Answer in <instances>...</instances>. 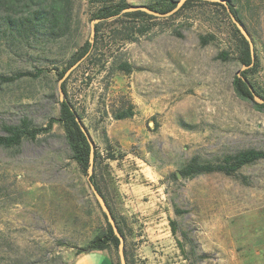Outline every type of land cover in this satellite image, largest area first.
<instances>
[{"label": "rangeland", "instance_id": "rangeland-1", "mask_svg": "<svg viewBox=\"0 0 264 264\" xmlns=\"http://www.w3.org/2000/svg\"><path fill=\"white\" fill-rule=\"evenodd\" d=\"M72 1L68 35L0 36V75L25 73L0 81V135L54 120L35 140L0 146V264H72L108 229L56 120L57 73L90 38L99 8ZM113 1L162 9L177 0ZM229 3L255 45L245 77L264 97V0ZM98 29L65 98L92 139V182L126 234L128 263L264 264V158L231 174H180L192 160L264 150V110L234 88L244 45L228 12L192 0L171 16L110 18ZM106 251L120 264L117 245Z\"/></svg>", "mask_w": 264, "mask_h": 264}, {"label": "trees", "instance_id": "trees-1", "mask_svg": "<svg viewBox=\"0 0 264 264\" xmlns=\"http://www.w3.org/2000/svg\"><path fill=\"white\" fill-rule=\"evenodd\" d=\"M191 1L192 0H186L183 6L176 13L185 9ZM96 2L99 3V8L97 9V12L93 14V19H100L99 22L110 18H113L114 20H116V22H118L121 20V17H126L129 15L155 17L143 11H133L120 14V11L130 4L115 2L113 0H96ZM72 3V0H0V36L15 38L18 42H22L23 40L28 38L29 35L36 36V34L39 32L51 35L50 37L58 35H68L70 33L69 22L72 13ZM175 3L176 2L171 1L165 6V8L162 9H157L151 5L148 6L153 10L166 12L172 9L175 6ZM208 3L221 6L225 11H227L226 8L220 3ZM229 8L230 11L241 21L239 10L235 8L231 3H229ZM79 23L80 18L78 17L77 25H79ZM98 23L95 24V35L93 43H91L89 39L85 41V43L79 48L76 56H72L68 60L67 65L57 73L58 79L61 78L66 69L79 58L84 56L86 53H88V56H90V51L97 45L99 30ZM234 27L241 36V40L244 45V50L243 53L239 56V61L241 65H249L252 62V58L248 43L235 25ZM124 39L132 38L127 36ZM207 41V38L203 39L204 43H207ZM255 55L256 52L254 45V56ZM220 57H225V54L221 53ZM252 66L242 70L241 76L235 74L233 80L234 88L240 98L251 101L254 103L257 109L264 110V103H258L254 100V94H257V92L245 77V71L250 69ZM23 75H25V73L23 72H18L15 75L9 76L0 75V81L10 82L14 78ZM62 89L64 91V95H66L65 81L62 83ZM259 96L264 99L263 96ZM57 102L60 107V114L59 117L56 118V120L62 122L66 129L67 134L65 135V144L72 152L73 159L87 174L90 145L85 134L80 129L79 123L76 120V117H78L76 110L71 102H69L65 98V96L63 101L58 100ZM122 115H120V117H122ZM53 121L54 120L51 119L48 125L44 128H30L29 122L27 120H22L21 125H7L4 127L6 134L0 135V146L11 147L17 145L20 143L23 137H28L31 140H35L37 134L49 128ZM82 143H84L85 146H83ZM95 158L96 156L94 155V161ZM259 158H264V150L247 149L233 155H228L217 163H198L195 160H192L180 170V174L182 176H192L197 173H209L215 171H221L226 174H231L241 166L250 164ZM93 176L94 174L91 175L92 180ZM97 190L100 192L98 188ZM109 242L115 244V246L118 244V238L115 236L110 224L108 223V229L106 233L97 236L89 245L88 251L94 249H106ZM126 264H129L127 260Z\"/></svg>", "mask_w": 264, "mask_h": 264}, {"label": "water", "instance_id": "water-1", "mask_svg": "<svg viewBox=\"0 0 264 264\" xmlns=\"http://www.w3.org/2000/svg\"><path fill=\"white\" fill-rule=\"evenodd\" d=\"M186 0H177L175 3V6L170 9L169 11L166 12H160L158 10H153L151 8H149L148 5H144V4H133V5H129L126 8L122 9L120 11L121 13H126V12H133V11H143L146 12L147 14L153 15L155 17H167V16H171L173 14H175L185 3ZM204 1H208V2H217L222 4L228 14L229 17L232 21V23L236 26V28L239 30V32L242 34V36L246 39L249 49H250V53H251V58H252V62L249 65H241V67L239 68V70L237 71V75L241 76V71L252 66L254 63V45H253V41L251 39L250 34L248 33V31L246 30L245 26L242 24V22L230 11L229 8V0H204ZM100 19H92L91 23H90V38L89 41L91 43H93L94 41V35H95V24L99 22ZM88 56V53H86L84 56H82L81 58H79L77 61H75L71 66H69L66 71L64 72L63 76L61 78L58 79L57 82V92H58V98L60 101L64 100V91L62 89V83L69 77V75L72 73V71L82 62V60H84L86 57ZM254 100L258 103H264V99L262 97H260L257 94H254ZM77 122L79 123L80 129L83 131V133L85 134L88 143L90 145V151H89V159H88V167H87V174H86V178L90 184V187L96 197V200L98 201L101 210L103 211L104 215L107 218L108 223L110 224L113 233L115 234V236L118 238V244H117V253H118V258H119V263L120 264H126V257H125V253H124V238L122 236V234L120 233L118 226L115 222V219L104 199V197L102 196V194H100V192L97 190V188L94 186L92 179H91V175L93 174V168H94V147H93V142L92 139L88 133V130L86 129V127L81 123L80 119L78 117H76Z\"/></svg>", "mask_w": 264, "mask_h": 264}, {"label": "crops", "instance_id": "crops-1", "mask_svg": "<svg viewBox=\"0 0 264 264\" xmlns=\"http://www.w3.org/2000/svg\"><path fill=\"white\" fill-rule=\"evenodd\" d=\"M72 264H114L106 249H94L78 254Z\"/></svg>", "mask_w": 264, "mask_h": 264}, {"label": "flooded vegetation", "instance_id": "flooded-vegetation-1", "mask_svg": "<svg viewBox=\"0 0 264 264\" xmlns=\"http://www.w3.org/2000/svg\"><path fill=\"white\" fill-rule=\"evenodd\" d=\"M121 233H122V236H123V238H124V244H125V239H126V234H125V232L122 230L121 231ZM125 254H126V256H127V253L125 252Z\"/></svg>", "mask_w": 264, "mask_h": 264}]
</instances>
